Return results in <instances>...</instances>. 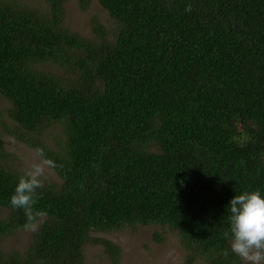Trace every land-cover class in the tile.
<instances>
[{"label": "trees", "instance_id": "trees-1", "mask_svg": "<svg viewBox=\"0 0 264 264\" xmlns=\"http://www.w3.org/2000/svg\"><path fill=\"white\" fill-rule=\"evenodd\" d=\"M65 2L0 0V239L26 222L5 137L57 165L0 264H83L93 232L138 225L177 231L193 264H244L223 233L236 194H264V0H99L112 37L65 27Z\"/></svg>", "mask_w": 264, "mask_h": 264}, {"label": "rangeland", "instance_id": "rangeland-1", "mask_svg": "<svg viewBox=\"0 0 264 264\" xmlns=\"http://www.w3.org/2000/svg\"><path fill=\"white\" fill-rule=\"evenodd\" d=\"M30 5L42 6L43 0H24ZM64 10V26L77 30L80 35H93V19H98L108 26L111 37L118 28L115 19L100 4L99 0H91L87 8L81 6L80 0H66ZM48 69L61 73L54 66ZM5 99L0 98V111L7 105ZM6 149L9 152L7 161L20 172L26 170L27 163L34 157L36 150L14 137H5ZM57 179L52 169L46 171L44 184ZM157 232L162 233V240L156 238ZM34 231H17L0 239V250L6 253L24 252L31 243ZM104 238L112 241L121 249V264H193L189 260L187 250L182 244L180 235L170 227L160 225H138L133 228L125 226L116 230L97 231L91 234V240L84 248L83 264H110L111 259L104 245L98 240Z\"/></svg>", "mask_w": 264, "mask_h": 264}, {"label": "clouds", "instance_id": "clouds-1", "mask_svg": "<svg viewBox=\"0 0 264 264\" xmlns=\"http://www.w3.org/2000/svg\"><path fill=\"white\" fill-rule=\"evenodd\" d=\"M185 11H192L191 4ZM55 167L56 163L38 148L10 198L14 209L23 210V228L27 231H37L43 222L46 213L34 208L39 199L37 190L44 186L46 171ZM228 214L229 230L223 236L229 239L231 252L244 264H264V194L259 190L236 194L230 200ZM228 254L227 250L223 252L225 257Z\"/></svg>", "mask_w": 264, "mask_h": 264}]
</instances>
